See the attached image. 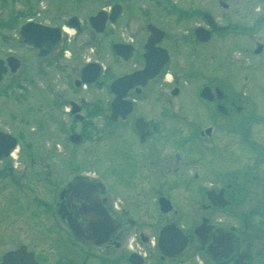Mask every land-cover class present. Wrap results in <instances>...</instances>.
<instances>
[{"label":"flooded vegetation","instance_id":"obj_1","mask_svg":"<svg viewBox=\"0 0 264 264\" xmlns=\"http://www.w3.org/2000/svg\"><path fill=\"white\" fill-rule=\"evenodd\" d=\"M169 1L167 16L172 17ZM116 5L121 9L112 22L109 18ZM221 5L226 10L222 17L195 9L192 17L201 22L186 31L187 50L177 48L180 44L174 34L151 22L125 35L128 27L122 31L116 25L125 15L126 3L114 0L90 12L86 20L71 15L59 26L48 25L62 30L61 40L45 56H39L33 46L25 47V79L17 74L20 69L7 68L0 82V107L11 99L23 113L16 127L0 120V263L9 252L25 248L38 264H132L131 254L141 264H264V0H235L231 8L228 3ZM102 11L108 20L104 31L97 32L90 20ZM179 16L188 18L189 13ZM74 17L79 28L70 24ZM27 21L47 25L33 18ZM150 26L163 31L155 45L148 44ZM66 28L74 32L70 39L66 35L72 33ZM199 28L209 36L207 43L198 41ZM85 31L90 39L75 43V36ZM115 45L120 46L119 52ZM181 55L224 70L214 79L228 81L227 87L232 88L228 92L223 83L215 89L203 84L214 99L201 100L213 107L216 117L197 129L194 141L200 151L216 150L225 156L218 180L207 179L208 170L200 161H186L179 154L172 166V120L177 118L172 114V96H179L180 77L187 78L182 75L184 67L176 64ZM10 56L16 57L14 51L0 56V61L7 65ZM87 68L86 80L93 79L91 83L84 81ZM148 68L151 75L143 85L123 88L120 112L126 117L112 121L117 97L113 83ZM166 81L169 90H162ZM36 95L46 112L56 113L58 130L64 129L63 116H69L72 134L83 138L79 145L91 138V131H102L100 140L106 139L107 145L94 167L82 168L76 155H66L61 140H54L51 148L32 142L33 128L25 126L32 109L41 111L39 104L31 102ZM14 114L11 117L17 120ZM189 123L179 125L187 128ZM177 190L184 194L181 200L176 198ZM47 193L51 194L48 201ZM16 200L26 207L19 209ZM91 201L120 227L103 246L82 243L69 229L68 218L88 225L90 213H81L79 207L91 206ZM151 210L155 218L147 225L144 220ZM151 225L157 227V234ZM168 226L171 250L167 256L158 244ZM132 232L135 236L130 241ZM136 238L146 247L152 244L154 250L127 244Z\"/></svg>","mask_w":264,"mask_h":264},{"label":"rangeland","instance_id":"obj_2","mask_svg":"<svg viewBox=\"0 0 264 264\" xmlns=\"http://www.w3.org/2000/svg\"><path fill=\"white\" fill-rule=\"evenodd\" d=\"M113 1L114 0H76V3L72 4L70 1L65 2L63 0H0V56H6L10 50L14 51L16 57H18L22 62V67L17 74L25 79L27 75L25 65L26 50L19 42V31L25 21L33 18L34 20L46 23L47 25L59 26L60 24L65 23L71 15H77L81 20H86L90 12L97 11L102 7H108L109 4L113 3ZM151 1L139 0L133 3V0H124L127 9L125 15L116 27L122 28V31L124 27H128V31H124V34L127 35L131 31H134L137 27H145L149 22L154 23L167 30L169 35L174 34L177 37V45L179 43L180 46H176L179 49H186L188 47V42L185 40V38L188 37V33L186 31L191 30L192 27L201 22L200 19L192 17L196 8L212 11L217 17H222L226 13V10L222 7L221 3H228L229 8L234 6L235 3V0H172L173 15L172 17H168V7H170L169 0ZM150 2L153 8L150 7ZM147 9L150 10V12L143 13V10L146 11ZM180 12L189 13L188 18L180 17ZM116 33L119 38V32ZM71 36H74V32L66 35L68 39H70ZM90 36L89 31L78 33L75 36V43L77 42L82 44L86 42V40H89ZM197 61L198 59L196 58L189 59L184 55L176 58V64L183 66L186 71L183 72L182 75L185 74L186 76L187 74V78L180 75L181 82L177 85L180 89L179 96L177 98L172 96V99L174 100L172 114L177 116V118L172 120V166L176 165V156L179 154L186 161H200V163L208 170L206 174L208 177L207 179L211 180L212 178L213 180H218L221 173L224 171L225 156L222 154L219 155V152L216 150L210 152L204 151L202 148V151H200L201 147L194 142L198 139L196 135L197 129L201 125L213 123V120L216 117L213 107L210 104H206L199 98L198 91L203 88V84H208L210 87L215 89L223 83V87L226 88V91L228 90V92H231L232 88L227 87L230 82H221L220 79H214L216 76L218 78L222 76V72H224V70L205 64L203 62L204 60L201 62L198 61L199 63ZM195 63L204 70H198L197 67L199 66L196 67ZM204 65L208 66L207 70ZM186 67H188V69H186ZM190 68H193V72H190ZM60 80L61 78H59V84L61 83ZM183 81L185 82L183 83ZM52 84L55 86L57 83L55 82ZM164 84L165 87H162L161 89L169 90L170 82L166 81ZM44 87H46L45 84ZM40 90L43 91L42 88ZM2 102H4V104L0 107V120L2 121V124L10 127H16V124L21 122L20 118L22 116L23 109L19 107V104L12 102L11 99H6ZM31 102L33 104H39L41 110L39 112L38 109V113L36 110L32 109L29 115L30 117L28 118L29 122L26 121L27 126L25 127L33 128L31 130L32 142L36 143L39 141L42 144V148H51L52 143L54 144V140H61L64 145H62V147L63 149L65 148L66 155H76L80 160V166L82 168L89 166L94 167V161L97 157H102L101 152L103 150L105 151L107 145L106 139L104 140L103 138L100 140L101 137H99V134L102 131H91V138L85 140L81 145L72 144L69 141V136L72 134V131L69 128L71 123L68 121L69 116L67 114L63 116L64 129L63 131H60L57 127L58 121L56 113L46 112L37 95L33 97ZM37 108L38 106L34 107V109ZM11 113H15L14 115H16L18 119L13 120ZM188 121H190L189 124L191 125L187 128H181L179 124L188 123ZM217 135H219V132ZM217 137L218 136H215V138ZM45 143H47V146H44ZM106 154L107 153L105 152L103 157L106 156ZM197 165L200 164L196 163L195 166ZM102 169H104L103 165ZM184 181L185 179L182 180V182ZM181 192V190L176 191L177 199L181 200L182 196L184 197V194L182 195ZM44 199L46 201L51 199V194H45ZM187 199H189L188 195ZM16 201L19 209L26 207L25 202L20 200ZM181 206H184L182 202ZM155 214L156 212L154 210L148 212V216L146 217V220H144V223L147 225L150 224L154 220ZM151 218L152 220L149 222V219ZM151 227L154 229V234H157V227L155 228L154 225H151ZM145 234L148 233L146 232ZM134 236L135 235L132 232L129 237L130 241ZM0 243L2 246L3 243ZM127 244L132 245L135 249L145 247L152 251L154 250V246L152 244L147 245L146 247L138 238H136V241L132 243L128 242ZM41 248L42 246H40V249Z\"/></svg>","mask_w":264,"mask_h":264},{"label":"water","instance_id":"obj_3","mask_svg":"<svg viewBox=\"0 0 264 264\" xmlns=\"http://www.w3.org/2000/svg\"><path fill=\"white\" fill-rule=\"evenodd\" d=\"M120 6L116 5L113 8V13L110 16V20L114 22L117 19V16L120 13ZM108 20V16L105 12H99L95 17L91 18L90 22L94 29L97 32L104 31L105 24ZM70 24L76 28L80 27L79 20L74 17L70 20ZM152 36L148 41L149 45H155L160 42V37L163 35V31L159 30L156 27L150 26ZM197 39L201 42H208L209 36L203 31V29H198L196 31ZM62 37V30L60 28H54L47 25H42L34 22H27L21 27L20 31V42L25 46H33L35 49L40 51L39 56H45L47 53L51 52L52 48H55ZM49 47V50L46 48ZM115 50L117 52L120 51V46L115 45ZM162 50V49H161ZM166 53L165 50H162ZM165 59H162L161 64H165ZM8 64L10 65L13 72L17 71L20 68V61L17 59L10 57L8 59ZM90 68V67H89ZM89 68L84 70V81L91 83L92 80H86V71H89ZM152 70V68H151ZM7 68L4 65L3 61H0V81L3 78V74H5ZM150 69L148 68L144 72H140L131 76H124L122 78L117 79L112 87L116 93V99L112 106V114L110 119L112 121H117L119 117L123 119L126 117V114L121 113V108L123 107L122 104V97L124 92L122 91L123 88H129L136 85H143L144 81H146L151 73ZM216 92L219 94V98H222V91L217 89ZM178 94V90L173 92V95L176 96ZM211 95V97H210ZM201 96L207 99H214V95H212L211 90L209 88L204 89ZM213 97V98H212ZM222 110V107H219ZM211 130H207V133H210ZM70 141L74 144H80L82 141V136L78 134H73L70 137ZM87 193V191H86ZM79 209L81 213L88 212L90 215H87L86 218L88 219V225L86 227L81 226L78 221L73 220L72 218H68V224L74 235L82 241L83 243L94 244L97 246H103L108 241H110V237L114 236L115 233L119 230V225L115 223L113 219H111L110 215H106L104 210L101 209V206L94 201H91V206L82 204ZM105 214V215H104ZM178 235L177 238H181L180 231H177ZM170 227H165L161 233V237L159 240V247L162 252L166 255H170L169 251L171 250V240H170ZM180 240V239H179ZM183 240V239H182ZM182 245L183 242H182ZM184 246H181L179 249H183ZM137 256L133 254L130 257V261L133 264H141V261H136L135 258ZM0 264H38L35 261L33 253L27 252L25 248H21L18 251L10 252L6 254L3 258V261Z\"/></svg>","mask_w":264,"mask_h":264},{"label":"bare ground","instance_id":"obj_4","mask_svg":"<svg viewBox=\"0 0 264 264\" xmlns=\"http://www.w3.org/2000/svg\"><path fill=\"white\" fill-rule=\"evenodd\" d=\"M66 31L69 32V33H72L73 32L72 30L67 29V28H66Z\"/></svg>","mask_w":264,"mask_h":264}]
</instances>
